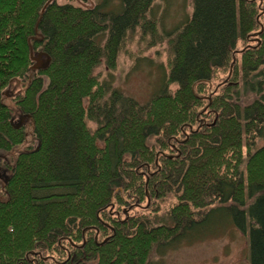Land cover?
Instances as JSON below:
<instances>
[{"label":"trees","instance_id":"1","mask_svg":"<svg viewBox=\"0 0 264 264\" xmlns=\"http://www.w3.org/2000/svg\"><path fill=\"white\" fill-rule=\"evenodd\" d=\"M110 1L0 0V264H148L221 212L264 264V0H192L144 105L93 72L155 0Z\"/></svg>","mask_w":264,"mask_h":264},{"label":"rangeland","instance_id":"2","mask_svg":"<svg viewBox=\"0 0 264 264\" xmlns=\"http://www.w3.org/2000/svg\"><path fill=\"white\" fill-rule=\"evenodd\" d=\"M54 1L58 5L68 4L83 10L91 9L99 2ZM115 1L111 0L106 10H111L112 6L114 9ZM192 12V0H155L148 16L154 21L156 31L145 34V28L136 27L127 32L115 63L106 66L102 60L94 69L97 80L110 87V91L117 90L141 105L147 104L163 87V78L170 71L172 52L168 40L192 17ZM31 54L37 56L38 53L34 51ZM37 59L41 61L43 57ZM212 88L214 84L210 82L208 99L214 91ZM169 90L173 92L176 86L170 85ZM86 124L94 127L92 121ZM262 144L264 140L257 143L258 146ZM211 219L214 223L205 226L203 233H194L169 245L164 244L161 253L153 251L148 264H251L248 235L227 220L223 212L212 215Z\"/></svg>","mask_w":264,"mask_h":264},{"label":"water","instance_id":"3","mask_svg":"<svg viewBox=\"0 0 264 264\" xmlns=\"http://www.w3.org/2000/svg\"><path fill=\"white\" fill-rule=\"evenodd\" d=\"M24 121H25L24 119H21V122L19 123L18 127L24 125L25 124Z\"/></svg>","mask_w":264,"mask_h":264},{"label":"bare ground","instance_id":"4","mask_svg":"<svg viewBox=\"0 0 264 264\" xmlns=\"http://www.w3.org/2000/svg\"><path fill=\"white\" fill-rule=\"evenodd\" d=\"M21 119H24V120H26V118H25V117H22Z\"/></svg>","mask_w":264,"mask_h":264}]
</instances>
